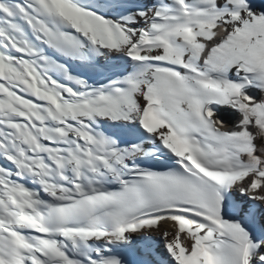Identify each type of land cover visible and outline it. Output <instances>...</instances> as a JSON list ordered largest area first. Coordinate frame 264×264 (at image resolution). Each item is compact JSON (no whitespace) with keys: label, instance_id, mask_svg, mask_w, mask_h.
Segmentation results:
<instances>
[{"label":"snow or ice","instance_id":"obj_1","mask_svg":"<svg viewBox=\"0 0 264 264\" xmlns=\"http://www.w3.org/2000/svg\"><path fill=\"white\" fill-rule=\"evenodd\" d=\"M0 264H264V0H0Z\"/></svg>","mask_w":264,"mask_h":264}]
</instances>
